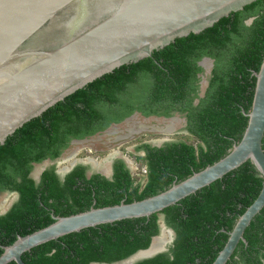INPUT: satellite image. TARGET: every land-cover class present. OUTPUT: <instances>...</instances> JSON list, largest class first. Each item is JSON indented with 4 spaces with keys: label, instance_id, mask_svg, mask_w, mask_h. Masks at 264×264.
<instances>
[{
    "label": "trees",
    "instance_id": "16d2710c",
    "mask_svg": "<svg viewBox=\"0 0 264 264\" xmlns=\"http://www.w3.org/2000/svg\"><path fill=\"white\" fill-rule=\"evenodd\" d=\"M250 18L252 21L247 24ZM263 56L264 0H256L200 33L176 38L150 56L95 79L16 129L0 144V191L19 193L18 201L0 216V254L2 247L10 245L18 236L52 223V213L68 216L92 206L141 200L226 155L246 127L248 118L244 112L250 110L256 81L253 72L259 70ZM203 57L212 58L214 67L203 96L192 105L194 95L191 97L189 93L198 86L196 76L202 70L198 62ZM139 82L145 86L146 107L142 111L147 115L164 116L171 111L186 113V130L198 140L197 145L182 139L165 142L160 148L142 145L146 155L138 160L147 165V181L143 186L134 184L120 164L113 181L101 179L99 175L85 179L81 166L69 172L63 182L48 171L37 185L28 178L31 162L57 157L69 138H81L106 126L107 122H101L105 115L97 109V104L108 109L116 104L121 106L124 112L114 118L116 121L127 115L131 109L122 104L130 99V87H136ZM8 170L20 181L13 179ZM261 186L262 177L254 165L246 161L222 178L164 208L160 212L175 232L173 247L169 254L160 253L136 264L193 262L198 255L196 239L204 246L202 255H207L211 248L208 241L215 242L213 237L220 224L232 228L257 197ZM238 204L241 207L238 208ZM225 210L234 213L227 221L222 219L226 218ZM156 214L84 228L35 246L21 258L25 264L120 260L149 246L152 237L158 234ZM218 234L226 238L223 233ZM246 237L252 243V238Z\"/></svg>",
    "mask_w": 264,
    "mask_h": 264
},
{
    "label": "water",
    "instance_id": "95a60500",
    "mask_svg": "<svg viewBox=\"0 0 264 264\" xmlns=\"http://www.w3.org/2000/svg\"><path fill=\"white\" fill-rule=\"evenodd\" d=\"M256 0H0V144L24 123L114 69L148 57L176 38L200 33L231 12ZM252 18L246 21L249 24ZM255 87L247 124L227 154L169 188L130 203L90 207L3 246L0 264H25L21 255L35 246L99 224L149 217L176 204L250 161L262 177L255 200L238 217L212 264H225L251 219L264 207V56L253 72ZM153 132L170 134L179 118L156 119ZM173 124L170 129L165 125ZM171 139H161L162 143ZM74 154V153H72ZM108 154L103 161L110 159ZM88 161L95 162L93 158ZM95 160V161H94ZM77 158L70 162V170ZM8 207L0 206V215ZM162 246L151 251L160 238ZM172 230L161 232L138 250L133 263L167 250ZM96 264V263H93Z\"/></svg>",
    "mask_w": 264,
    "mask_h": 264
},
{
    "label": "flooded vegetation",
    "instance_id": "af4514ba",
    "mask_svg": "<svg viewBox=\"0 0 264 264\" xmlns=\"http://www.w3.org/2000/svg\"><path fill=\"white\" fill-rule=\"evenodd\" d=\"M198 65L202 69L201 72L197 74L196 76L198 78V81H197L198 86L189 93V96L191 97H193L194 95V98L192 99V102H191L192 105H196L199 101V98L202 97L205 92V89L208 85L209 78L211 77V74H212V69L214 67V60L210 57H203L198 62ZM144 88L145 86H143V82H139L137 86L134 88L132 86L130 87L131 94L128 95L130 99L128 98L129 100L127 99L125 104H122V105L125 106L128 110L131 109V111L127 115H125L120 121H116L114 118L120 116V113L124 112L121 106H118L116 104L111 109H108V107L105 105L97 104V109L101 112V114L105 115L101 119V122H107L106 126L104 128L96 130L90 135H87L81 138H76V137L69 138L66 146L61 149L57 157H54V158L47 157L40 162H31V168L28 172V178H31L34 181L35 185H37L40 183L43 173L48 171V172L54 173L59 179V181L63 182L65 179V176L69 172H71L77 166H81L84 168L83 177L85 179H90L94 175H99L101 179H104L107 181H113L115 169L120 164L123 166V169H126L128 171L130 177L134 180V184H140L141 186H143L147 181V165L143 163L141 160H138V157H143L146 155L144 147L142 145L146 144V145H149L150 147L160 148L164 146L165 142H169V141H164L162 143H158L156 141L161 140V139H166V138L143 140L137 144H133L131 147L126 148L127 152L133 155L136 162L138 161L140 166L144 168L142 172L134 170L132 168L131 160L128 157L123 156L121 153L116 152V151H112L110 153L111 154L110 159L107 161L96 160L97 161L96 162L94 160L95 162H92V161L87 160L88 158H91V157L84 158V159L79 158L77 159L74 166L68 171H65V168L68 167L69 165L63 164V161H66L65 159H67V157L72 161L75 158L73 156L74 154L72 153H75L76 149L81 146L94 145L96 142H98L101 145L98 144L99 148L97 149L100 150L105 147L108 148V146H117L120 143H124L129 140H132L133 138L137 137V135L141 133L143 134V132L151 133L150 132L151 129H145L135 134L133 133L129 135L128 127L134 121H139V123L141 122L140 123L141 125H147L149 127L151 126L159 127L160 124L156 121V119L160 120L162 118L170 119V118L177 117L181 120V122H179L180 123L179 127L181 131L188 133L186 130V126H187L186 113H180L178 111H171L169 112L168 116H164L160 114L147 115L142 111L143 108L146 107V102H143ZM121 123L123 124L122 126H120ZM97 126H98V123H97ZM176 131L177 129H175V132ZM155 133L164 135V133H161V132H155ZM90 140H92V142ZM170 141H173V140L171 139ZM8 173L11 175L13 179L15 178L16 181H20V178L18 176L16 177V174H14L13 171L8 170ZM2 193H5V195H4V198L0 201V206L8 207L6 210L7 212L13 206V204L18 201L19 193L15 191L1 190L0 194ZM239 207H241L240 204H238V208ZM233 214L234 213H231L229 210H225L223 215L226 218H222V219L227 221L233 216ZM156 222L158 226L157 235H159L161 232L162 223L165 225L166 228L172 230L173 232L172 240L171 242L170 241L168 242L167 250L166 252H164V253L169 254L174 244L175 232L173 231L171 227H169L166 224L165 215L163 213L159 212L156 214ZM220 226L221 227L215 233L217 235L213 237L215 242L213 243V241H208V246H210L211 248H210V251L207 253V255L206 254L202 255L201 249L205 250L203 248L204 246L199 240L196 239L197 243H196L195 252L198 255L194 257L193 262H187L186 264H212L213 263V261L217 257L220 250L224 247L229 237V232L233 229V227L231 228L226 224H220ZM228 227L231 229H228ZM218 233H223L224 235H226V238H224L222 235ZM247 235L250 236V238H252V243L248 241L246 237ZM163 236L165 238L164 239L160 238L156 243L159 242L163 244V242L167 238L165 235ZM217 239L218 241H216ZM218 242H220L221 244H219ZM220 245L222 246L218 250ZM215 250L217 251H216V255L214 256ZM132 255H129L125 258H122L120 260H116L113 262H108V263L107 262H90L89 264H93V263H96V264H136L142 261V260H137V261H134L133 263H130L129 260L131 259ZM225 264H264V207L251 219L249 225L245 228L243 232V240H240L237 243L234 251L232 252L229 259L225 262Z\"/></svg>",
    "mask_w": 264,
    "mask_h": 264
},
{
    "label": "rangeland",
    "instance_id": "374dc122",
    "mask_svg": "<svg viewBox=\"0 0 264 264\" xmlns=\"http://www.w3.org/2000/svg\"><path fill=\"white\" fill-rule=\"evenodd\" d=\"M137 122H139V121L132 122L128 128L133 127L134 125L140 124ZM179 124L180 123H178L176 125L177 127L175 126L177 129L176 132L174 131V132L167 134V135H165V134L161 135V134L155 133L153 131H150L151 133L143 132V134L141 133V134L137 135V137L133 138L132 140H129V141L124 142V143H120L117 146H108V148L102 147L103 149H100V150L97 149V148H99L98 144H100L98 142H96L97 144L95 143L94 145H85V146H81L79 148L76 147L77 149H76L73 156L77 159H79V158L84 159V158L91 157V158H94L95 160H102L107 156V154H110L112 151H116V152L121 153L123 156L128 157L131 160L132 168L134 170L142 172L144 168H142V166H140L138 161L136 162V160L134 159V156L129 154V152H127L126 148L131 147L133 144H137L143 140H152V139H160V138H166V139H172V140L182 139L189 144H192L194 146L197 145L198 140L194 136L189 135L188 133H186L184 131H181ZM122 125L123 124L121 123L120 126H122ZM160 125L164 126L163 124H160ZM145 126H147V125H145ZM172 126H173V124L171 123L169 125H165L164 128L170 129ZM147 127H149V126H147ZM153 128H159V127L151 126L148 129H153ZM90 141L92 142V140H90ZM65 160L66 161H63V164H65V165H69L70 162L73 161V160L71 161L68 157ZM4 195H5V193L0 194V201L4 198Z\"/></svg>",
    "mask_w": 264,
    "mask_h": 264
},
{
    "label": "bare ground",
    "instance_id": "6f19581e",
    "mask_svg": "<svg viewBox=\"0 0 264 264\" xmlns=\"http://www.w3.org/2000/svg\"><path fill=\"white\" fill-rule=\"evenodd\" d=\"M139 123V122H137ZM141 123V122H140ZM149 127L145 126V125H141V124H137V125H134L133 127H130L128 129V134L131 135L133 133H137V132H140L142 130H145V129H148ZM161 243H156L152 246L151 250L154 251V250H157L161 247Z\"/></svg>",
    "mask_w": 264,
    "mask_h": 264
}]
</instances>
